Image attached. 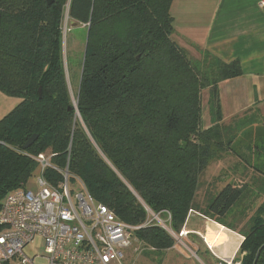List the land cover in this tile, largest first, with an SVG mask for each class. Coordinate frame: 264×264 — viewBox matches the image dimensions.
Segmentation results:
<instances>
[{
    "label": "trees",
    "instance_id": "1",
    "mask_svg": "<svg viewBox=\"0 0 264 264\" xmlns=\"http://www.w3.org/2000/svg\"><path fill=\"white\" fill-rule=\"evenodd\" d=\"M172 1L0 0V92L20 100L0 120V205L37 171L38 154L50 153L52 163L64 168L70 147V174L126 225L145 223L142 202L154 214H168L175 233L193 210L236 231L227 223L230 211L243 196L253 201L264 192V165H248L260 175L251 181L258 193L247 183H228L204 209L194 199L213 147L235 152L233 139L226 138L229 126L220 125L217 85L239 77L241 65L206 52L203 61L191 60L171 37ZM65 12L76 26L89 25L77 101L82 125L64 75ZM205 89L213 126L203 130ZM33 135L36 140L23 149ZM251 152L264 156V146ZM247 207L238 213L247 215ZM238 232L244 240L231 264H253L258 251L256 264H264V201ZM133 237L143 251L174 246L155 225Z\"/></svg>",
    "mask_w": 264,
    "mask_h": 264
},
{
    "label": "crops",
    "instance_id": "2",
    "mask_svg": "<svg viewBox=\"0 0 264 264\" xmlns=\"http://www.w3.org/2000/svg\"><path fill=\"white\" fill-rule=\"evenodd\" d=\"M262 1L264 0H173L169 11L173 18V37L182 49L201 55L206 52L225 63L237 60L241 65L242 74L239 77L219 82L217 85L221 107L220 125L229 126L235 119L254 116L260 118L263 124L250 121L251 126L248 128L257 127L264 132V7L260 6ZM202 92L205 94L201 96V102H205L207 111V122L203 126V130H206L213 126V123L208 106L209 91L205 89ZM0 94L1 120L20 103V100L7 97L1 92ZM202 118L204 119L203 108ZM252 154L253 157L256 156L257 165H264V156L261 153L258 156ZM253 157L244 159L247 163L242 165L246 167V172L253 171L248 166L254 164ZM258 176L260 175H249L247 180L235 184L241 186L247 183L249 189L258 193L262 191L259 185L251 187V181ZM222 187H219L218 191ZM255 201L258 207L264 201V192ZM182 229L192 238V245H195L196 250L202 249L207 264L232 263L237 258L239 247L244 240L238 232L240 228L233 231L194 211L190 212ZM211 232L214 238L212 244H208L206 236Z\"/></svg>",
    "mask_w": 264,
    "mask_h": 264
},
{
    "label": "built area",
    "instance_id": "3",
    "mask_svg": "<svg viewBox=\"0 0 264 264\" xmlns=\"http://www.w3.org/2000/svg\"><path fill=\"white\" fill-rule=\"evenodd\" d=\"M260 6L264 7V1ZM68 150L64 168L52 163L50 153L38 154L36 190L28 189L26 182L2 200L0 264H123L131 233L139 228L156 224L171 237L186 235L166 226L168 214L163 219V214L152 213L144 204L148 218L142 226L132 227L118 220L108 207L90 197L78 177L70 174V147ZM37 238L43 253L30 256L25 249L33 247Z\"/></svg>",
    "mask_w": 264,
    "mask_h": 264
},
{
    "label": "rangeland",
    "instance_id": "4",
    "mask_svg": "<svg viewBox=\"0 0 264 264\" xmlns=\"http://www.w3.org/2000/svg\"><path fill=\"white\" fill-rule=\"evenodd\" d=\"M88 29V24L76 26L74 22L71 23L68 19L67 13L65 12L61 22L64 75L67 83L69 96L71 99V105L73 109L75 108V119L77 120L76 122L80 125H82V121L77 110V101L79 95L78 87L85 59V50L88 40ZM174 34L175 33H173V35L171 36L172 40L178 46H180L179 43L176 41L175 37H173L175 36ZM187 54L189 58L191 57V60L197 59V61H203V57L200 53H197L199 54V56H196V52H187ZM202 93L201 96L205 94ZM202 102L201 104L203 108L204 119H201V128H203V126H205L204 124L207 122L206 106L205 102ZM250 121H256V117L253 116L251 118L246 117L244 119H235L227 128L226 133L228 135L226 134V138L231 137L233 139V144H231V146L235 151L234 153L229 151L225 152V154H221L219 153V148L213 147V157L208 167L200 176L198 190L194 199V204L198 208L204 209L209 199L214 194H216L218 188L224 186L226 183H228V181L231 184L234 182L233 185L236 186V182H243L244 179L247 180V177L249 175H257L255 173V170L252 172H250V170H247L246 172V167L242 165L243 163H245L244 159L246 160L247 157L252 159L251 157H253L250 148L256 146L259 148V150H261L264 146V132H262L263 130L257 127L248 128L249 126H251L249 125ZM253 159L254 164L256 165V156H254ZM108 165L111 167L109 163ZM37 172L38 171L33 173V175L27 181V188L32 191L36 190L34 180L37 177ZM255 204H258L255 200L252 201V199L248 198V196H243L239 204L235 205V207H233L230 211L227 223H229L234 228L244 229L248 222L249 216L251 217L257 209V205ZM141 205L143 206L142 202ZM244 205L248 206V211H246L247 215L245 213H243V215H240V213L238 212L243 208ZM147 218L145 221H147ZM161 218L165 219V216H161ZM154 225L157 226L156 224ZM166 226L168 227L169 223H167ZM181 232L182 235L186 234V232L184 231H180V233ZM179 235H172V237L169 235L174 241V246L171 249L155 252L154 249H144L143 251L141 249V245L138 243L137 239L133 237V233H131L129 246L124 249L126 256L123 264H207L202 254V249L196 250L197 248L195 247V245H192V238L187 235L181 236L179 238ZM206 238L208 240V244H212V239L214 238L212 232L211 234H208ZM34 243L35 244L33 245V247L29 246L25 249V253L30 256L34 254L42 255L43 247L41 240L37 238ZM196 246H198L197 243ZM36 263L39 264V262Z\"/></svg>",
    "mask_w": 264,
    "mask_h": 264
},
{
    "label": "water",
    "instance_id": "5",
    "mask_svg": "<svg viewBox=\"0 0 264 264\" xmlns=\"http://www.w3.org/2000/svg\"><path fill=\"white\" fill-rule=\"evenodd\" d=\"M45 1H46L47 5H51L53 3V0H45ZM36 138H37L36 135H33L32 137H30L29 140L25 143L23 149L29 148L33 144V142L36 140ZM258 256H259V251L256 255V258H255V261L253 264H256Z\"/></svg>",
    "mask_w": 264,
    "mask_h": 264
}]
</instances>
